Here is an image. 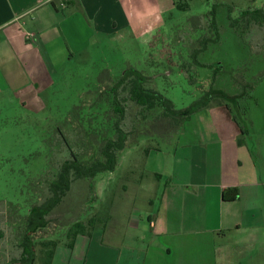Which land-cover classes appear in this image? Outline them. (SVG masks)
<instances>
[{
    "label": "rangeland",
    "instance_id": "rangeland-1",
    "mask_svg": "<svg viewBox=\"0 0 264 264\" xmlns=\"http://www.w3.org/2000/svg\"><path fill=\"white\" fill-rule=\"evenodd\" d=\"M168 2L161 0L163 22L153 32L137 37L131 33L100 37L76 61L61 71H51L55 75L51 80L54 86L43 95L48 108L41 114H28L18 101L10 104L8 111L7 107L2 109L0 264L21 257L28 210L46 201L50 182L56 178L61 164L72 158V150L60 130L80 154L83 141H79L80 130L75 126L90 130L88 126L92 125L97 129L102 116L100 112L93 116L89 108L78 116V109L84 104L87 107L97 97L92 94L98 88L103 96H108L112 87L108 82H118L128 68L151 77L148 86L170 99L177 110L189 107L211 89L230 97L240 96L238 102L229 104L249 131L243 139L246 143L254 142L253 147L264 146V0H236L238 6L221 5L217 0H171L166 6ZM242 9L250 11V15L242 16ZM257 10L260 12L256 13ZM214 11L219 24L217 33L210 22ZM209 12L210 20L205 18ZM211 37L215 41L194 56L197 41ZM181 64L186 70L177 72ZM122 94L128 95L124 91ZM92 118L94 124L90 122ZM123 128L132 132L129 145L135 139L137 142L123 153L113 173L74 182L62 203L48 216L47 229L33 236V264H43L44 243L52 241L61 243L54 252L55 264H83L80 255L85 247H76L83 235L77 237L73 248L68 247L71 240L66 235L73 224L93 217L99 221L96 231L106 233V238L110 235L109 241L120 242L118 239L125 232L128 237L142 236V230L134 225L142 224L138 219L149 224L147 215L156 210L163 191V183L143 176L144 171L149 161L150 166L155 164L150 156H155L156 148L164 155L166 173L171 172L181 130L173 120L156 114L144 121L132 105L127 108ZM92 235L85 237L91 239ZM130 239L127 244L133 243Z\"/></svg>",
    "mask_w": 264,
    "mask_h": 264
},
{
    "label": "crops",
    "instance_id": "crops-1",
    "mask_svg": "<svg viewBox=\"0 0 264 264\" xmlns=\"http://www.w3.org/2000/svg\"><path fill=\"white\" fill-rule=\"evenodd\" d=\"M163 13L161 0H0V114L16 101L28 114H41L48 108L43 95L54 86L51 71L76 61L100 37L153 32ZM247 133L224 104L193 115L171 172L157 149L150 156L155 164L147 163L143 176L161 175L163 191L149 224L134 225L142 236L131 234L130 244L126 232L120 242L100 230L91 239L80 236L83 264H264V146L246 143ZM235 190L236 200H224Z\"/></svg>",
    "mask_w": 264,
    "mask_h": 264
},
{
    "label": "trees",
    "instance_id": "trees-1",
    "mask_svg": "<svg viewBox=\"0 0 264 264\" xmlns=\"http://www.w3.org/2000/svg\"><path fill=\"white\" fill-rule=\"evenodd\" d=\"M219 6V5H218ZM250 12V11H247ZM260 11H256L259 13ZM216 13L212 12L211 29L219 32V24L216 19ZM212 39L205 38L197 41L199 46L193 52L194 56H197L204 49ZM217 41V40H216ZM209 66V65H206ZM191 67V66H190ZM214 67V66H213ZM219 69V68H216ZM186 70V66L180 65L177 72ZM150 77L144 76L140 71L134 68H128L119 78L118 82L110 83L111 89L107 93L108 96H103L99 88L97 92L92 95H97L93 98L89 105L84 104L78 109L81 116L85 108L92 109L94 115L100 112L102 116V122L97 124V129L92 125H89L90 130H84L79 126H75V129L80 131L77 134L81 137L79 141L82 142V152H75L67 137L64 135V141L66 145L72 150V158L65 160L58 173L55 174L56 178L49 184V197L42 204L31 206L27 212L25 232L22 237L20 248L22 254L20 258L12 259L7 264H33L36 258L35 243L33 236L47 228L49 221L48 216L62 203L64 198L70 192L74 182L82 180H95L101 174L113 173L122 157L123 153L137 142L132 141L129 145V139L133 137L132 132L124 130V122L127 115L128 106L132 105L136 110L143 115L144 121L149 119V116L156 114L168 120H173L179 130H182L185 122L189 121L191 117L205 109H207L212 103H221L226 105L231 111L235 121L240 125L242 132H248L244 127L243 122L235 115L234 109L230 106V102H238L240 96L230 97L224 92H220L214 89L206 91L200 99L195 101L189 107L177 110L174 107L173 102L166 98L157 89L148 86ZM101 84L99 85V87ZM127 92V96H123L122 92ZM81 112V113H80ZM94 124V118L90 120ZM84 125V118L82 123ZM73 127V126H71ZM178 130V131H179ZM138 131V130H137ZM162 139H166L161 137ZM156 149V148H155ZM159 150V149H157ZM88 158L90 161L81 160ZM157 180H161L162 176L155 174ZM239 197L237 190L231 192H224L223 198L226 201H234ZM98 218H90L87 222H76L73 224L67 232V237L71 240L68 243V247L73 248L74 243L78 236H90L97 230ZM61 244L58 241L45 242L43 251V264H52L55 249Z\"/></svg>",
    "mask_w": 264,
    "mask_h": 264
},
{
    "label": "flooded vegetation",
    "instance_id": "flooded-vegetation-1",
    "mask_svg": "<svg viewBox=\"0 0 264 264\" xmlns=\"http://www.w3.org/2000/svg\"><path fill=\"white\" fill-rule=\"evenodd\" d=\"M150 78H151V77H150ZM46 229H47V228H46ZM46 229H45V230H46ZM45 230H43V231H45ZM39 232H40V231H39ZM39 232H37V233H39ZM37 233H36V234H37ZM14 259H17V258H14ZM10 261H11V260H10ZM10 261H9V262H10Z\"/></svg>",
    "mask_w": 264,
    "mask_h": 264
},
{
    "label": "built area",
    "instance_id": "built-area-1",
    "mask_svg": "<svg viewBox=\"0 0 264 264\" xmlns=\"http://www.w3.org/2000/svg\"><path fill=\"white\" fill-rule=\"evenodd\" d=\"M29 37L31 38V37H32V35H29Z\"/></svg>",
    "mask_w": 264,
    "mask_h": 264
}]
</instances>
